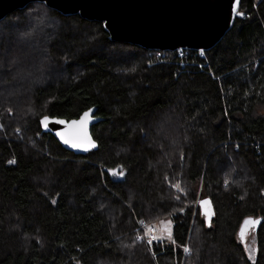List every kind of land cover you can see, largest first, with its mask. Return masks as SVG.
Returning <instances> with one entry per match:
<instances>
[{"label":"trees","instance_id":"trees-1","mask_svg":"<svg viewBox=\"0 0 264 264\" xmlns=\"http://www.w3.org/2000/svg\"><path fill=\"white\" fill-rule=\"evenodd\" d=\"M178 57L40 2L0 21V264H264V0ZM92 106L85 155L40 127ZM161 219L170 241L137 240L136 220Z\"/></svg>","mask_w":264,"mask_h":264},{"label":"water","instance_id":"water-1","mask_svg":"<svg viewBox=\"0 0 264 264\" xmlns=\"http://www.w3.org/2000/svg\"><path fill=\"white\" fill-rule=\"evenodd\" d=\"M32 2L43 3L65 17L79 15L88 21L102 22L108 38L113 41L135 44L150 51L187 47L209 51L232 28L241 0H0V21ZM101 120L92 106L71 119L43 115L39 124L42 131L52 134L64 149L85 155L98 148L91 127ZM81 141L82 147L72 146ZM104 171L113 181L125 179L121 165ZM243 223L240 229L251 225Z\"/></svg>","mask_w":264,"mask_h":264},{"label":"rangeland","instance_id":"rangeland-1","mask_svg":"<svg viewBox=\"0 0 264 264\" xmlns=\"http://www.w3.org/2000/svg\"><path fill=\"white\" fill-rule=\"evenodd\" d=\"M153 224L155 227V233H157L158 238H164L166 241H170L171 238H169L168 235V228L166 226L170 227L171 237H172V223L169 219H161L158 221H149ZM243 236L240 234V239L242 244L245 247L246 253L249 257V259L253 260L255 257L256 252V241H255V232L253 225L246 226L243 230ZM254 250V252H253Z\"/></svg>","mask_w":264,"mask_h":264},{"label":"built area","instance_id":"built-area-1","mask_svg":"<svg viewBox=\"0 0 264 264\" xmlns=\"http://www.w3.org/2000/svg\"><path fill=\"white\" fill-rule=\"evenodd\" d=\"M190 50L191 49H188V47L176 50L177 55L179 56L178 58H181L182 60L187 58ZM197 52L203 54L204 51H197ZM136 226L138 230V233L136 235L137 240L141 242L143 240L147 245V247H151L153 242L156 241V239H153V237H156V233H155L156 231L153 224L145 220H136Z\"/></svg>","mask_w":264,"mask_h":264},{"label":"snow or ice","instance_id":"snow-or-ice-1","mask_svg":"<svg viewBox=\"0 0 264 264\" xmlns=\"http://www.w3.org/2000/svg\"><path fill=\"white\" fill-rule=\"evenodd\" d=\"M235 10V9H234ZM86 116H87V113L85 114ZM67 142V141H66ZM73 147H82L83 146V141H81V142H79V143H73V145H72ZM89 146H94V145H92L91 143H89ZM124 173L121 171V172H119V175H123ZM226 183H227V181H226ZM175 187H177V188H179L180 187V185L179 184H177V185H175ZM202 203H204V204H207L208 203V201H203ZM246 224H256L257 223V221H254V220H248V221H246L245 222ZM166 228H168V235H169V238H171V232H170V227H168V226H166ZM241 236H243V231L241 232ZM153 239H157V237H153ZM151 242V241H150ZM185 251L187 252V251H189L187 248H185ZM253 252H254V250H253Z\"/></svg>","mask_w":264,"mask_h":264}]
</instances>
